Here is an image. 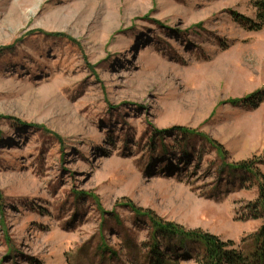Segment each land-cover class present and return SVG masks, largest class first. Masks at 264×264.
Wrapping results in <instances>:
<instances>
[{
	"label": "rangeland",
	"instance_id": "rangeland-1",
	"mask_svg": "<svg viewBox=\"0 0 264 264\" xmlns=\"http://www.w3.org/2000/svg\"><path fill=\"white\" fill-rule=\"evenodd\" d=\"M236 14L251 0H0V264H148L132 205L249 251L261 181L233 164L264 152V27Z\"/></svg>",
	"mask_w": 264,
	"mask_h": 264
},
{
	"label": "trees",
	"instance_id": "trees-1",
	"mask_svg": "<svg viewBox=\"0 0 264 264\" xmlns=\"http://www.w3.org/2000/svg\"><path fill=\"white\" fill-rule=\"evenodd\" d=\"M255 8V20L252 21L244 15L236 14V20L250 25L253 30H260L264 27V0H251ZM259 92H255L256 97ZM244 100V99H243ZM238 99L234 100V102ZM246 103V101H244ZM264 164V152L256 158L237 161L233 164L235 169L246 173H252L261 182L258 183V198L251 205V217L260 218L262 224L251 237V247L248 252L243 248H235L233 240H222L215 234L203 231L199 228L187 230L173 222L163 221L149 210H143L131 206L136 213L145 214L151 223V251L149 252L148 264H176L174 261L166 260L167 254L162 253L159 246L162 245L170 251L174 248L180 249L185 242L196 243L199 247L197 264H264V174L257 167Z\"/></svg>",
	"mask_w": 264,
	"mask_h": 264
}]
</instances>
